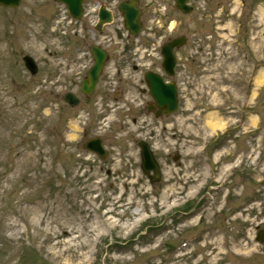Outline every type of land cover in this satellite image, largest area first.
Here are the masks:
<instances>
[{
	"label": "rangeland",
	"instance_id": "374dc122",
	"mask_svg": "<svg viewBox=\"0 0 264 264\" xmlns=\"http://www.w3.org/2000/svg\"><path fill=\"white\" fill-rule=\"evenodd\" d=\"M190 6L139 0L134 38L117 16L89 100L93 41L65 8H0V264H264V0ZM181 35L168 79L160 47ZM147 70L175 83L173 115L147 111ZM93 137L104 160L82 149ZM139 143L158 175L142 172Z\"/></svg>",
	"mask_w": 264,
	"mask_h": 264
},
{
	"label": "water",
	"instance_id": "95a60500",
	"mask_svg": "<svg viewBox=\"0 0 264 264\" xmlns=\"http://www.w3.org/2000/svg\"><path fill=\"white\" fill-rule=\"evenodd\" d=\"M64 4L71 15L72 18L78 19L81 13V4L83 0H54ZM189 1L197 0H174L175 7L180 10L183 14H187L191 11L189 7L186 6V3ZM19 0H0V6L7 8H15L19 5ZM136 0H129L127 2L121 3L119 5V11L122 13L125 20L124 25L125 29L129 31L131 35H136L140 31V25L138 23L139 12L136 7ZM101 13L102 10H101ZM185 43L183 37L175 39L167 44L161 49V56L163 58L162 68L166 75L171 76L173 74V67L175 64L173 57V48L180 47ZM91 54L94 58V65L87 73V78L82 82L81 92L85 95L92 94L94 87L97 83L98 77L101 73L103 63L106 60L105 54L98 48H91ZM25 69L31 74L35 75L37 73V67L34 61L25 56L22 59ZM150 95L154 100L157 108L161 110L163 114L169 115L176 110L177 101H176V89L173 84L165 85L162 80L148 73L145 76ZM64 101L68 102L70 105H76L77 101L71 95H67L64 98ZM142 148V169L144 173H148L153 170L157 175V167L153 163L151 155L147 147L143 144H140ZM85 149L90 150L91 152L97 154L100 159L106 157L105 152L101 148V143L98 139L90 140L86 142L84 146ZM262 242V241H261Z\"/></svg>",
	"mask_w": 264,
	"mask_h": 264
},
{
	"label": "flooded vegetation",
	"instance_id": "af4514ba",
	"mask_svg": "<svg viewBox=\"0 0 264 264\" xmlns=\"http://www.w3.org/2000/svg\"><path fill=\"white\" fill-rule=\"evenodd\" d=\"M115 4H116L115 0H104V3H100L99 0H85L84 5H83V10H82V15H81L80 20L78 21V27L82 34L81 39L84 42H86L89 39L92 41H97V42L99 40H104L103 43L108 42L107 40L108 37L106 35L99 36L101 33L103 34L107 30L106 26L100 27L99 25L100 21L103 20L99 14V7L104 6L108 14H111V19L114 20L115 15H116V11L114 8ZM113 23L114 22H112L111 24ZM97 28L99 29L98 31H96ZM133 55H131L130 57H132ZM107 84L109 85L110 83H107ZM119 97H120V94L119 96L116 95V99H118ZM89 99L90 98H86V100H89ZM150 107L153 108V111H154V105L152 103Z\"/></svg>",
	"mask_w": 264,
	"mask_h": 264
}]
</instances>
